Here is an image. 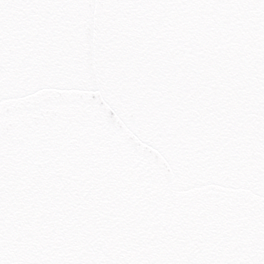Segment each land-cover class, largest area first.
I'll return each mask as SVG.
<instances>
[{
  "label": "snow or ice",
  "instance_id": "6c2138e0",
  "mask_svg": "<svg viewBox=\"0 0 264 264\" xmlns=\"http://www.w3.org/2000/svg\"><path fill=\"white\" fill-rule=\"evenodd\" d=\"M0 264H264V0H0Z\"/></svg>",
  "mask_w": 264,
  "mask_h": 264
}]
</instances>
